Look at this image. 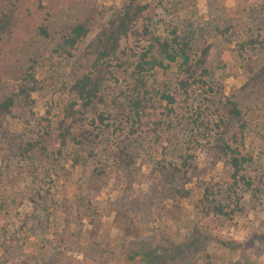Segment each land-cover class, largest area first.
Returning a JSON list of instances; mask_svg holds the SVG:
<instances>
[{"label":"rangeland","instance_id":"1","mask_svg":"<svg viewBox=\"0 0 264 264\" xmlns=\"http://www.w3.org/2000/svg\"><path fill=\"white\" fill-rule=\"evenodd\" d=\"M127 1L0 0L5 39L42 53L29 100L0 118V264H264V0H142L157 32L192 23L193 54L210 47L214 79L247 122L237 132L253 160L237 181L212 146L224 128L216 106L204 111L206 136L195 147L184 126L166 130H179L177 141L158 139L167 125L157 91L173 90L176 64L147 72V110L135 123L127 119L133 53L146 45L134 37L123 40L101 101L84 114L75 105V118L66 116L79 100L70 89L74 61L56 55L57 40L97 5L104 13L80 43L82 55ZM37 17L52 37L34 44ZM28 64L23 56L10 60L0 96L19 90ZM200 101L193 93L190 102ZM186 106L179 96L173 115ZM100 114L110 119L101 123Z\"/></svg>","mask_w":264,"mask_h":264},{"label":"trees","instance_id":"2","mask_svg":"<svg viewBox=\"0 0 264 264\" xmlns=\"http://www.w3.org/2000/svg\"><path fill=\"white\" fill-rule=\"evenodd\" d=\"M149 11V4L142 0H128L90 41L86 51L80 56H78L80 43L88 36L92 25L104 13V10H99L97 5L91 6L82 17L72 22L67 30L61 34L53 50L58 57L74 61L71 69L73 78L70 89L79 100L69 104L70 107H67L66 116L75 118V105L80 107L77 112L81 111L84 114L96 102L101 101V90L112 72L113 61L119 59L123 40L134 37L138 43L144 42L146 45L142 47L141 52L136 50L133 53L135 59L132 64L131 81L128 83L129 94L126 96L127 119L135 123L143 117L147 110V95H149L147 72L156 67L167 70L176 64L178 77L173 90L172 86H169L161 92L157 91L159 101H166V110L162 112L164 113V120H161V124L167 125L162 126L160 129L162 132H158V139L177 141V131L179 130H171L169 133L172 136H168L166 130L168 128L173 129L176 125L184 126L186 127L185 131L190 135L188 144L195 147L206 136L207 122L204 120V111L210 106H216L219 109L217 117L224 123V128L218 133L219 136L216 135L215 138H212V146L216 152L226 158V163L233 169L234 179L236 181L237 179L245 180L241 172L245 165H249L253 159L250 154L241 151L240 145L243 142L238 137L237 130L241 133L246 130L247 122L235 96L233 94L228 95L224 84L214 79L213 72L208 65L210 47H202L201 51L194 55L195 29L192 23L176 26L169 30L166 35H162L155 29L154 23L147 20L146 14ZM13 15L14 13L10 15V18ZM40 17L36 18L31 27V32L35 38L34 44L52 37L51 26ZM3 28L4 26L0 24V83L4 82L5 75H7L3 69L10 66V60L14 56H23L29 64L25 74L19 77L21 79L19 90L7 92L0 96V118L10 114L12 109L21 101L29 100L30 93L37 84L35 74L39 64L37 58H41L42 55L37 49L31 50L35 46L25 45L23 42L10 45L9 40L5 39ZM12 37L13 34L11 33L9 38ZM26 37L29 38V36ZM250 43L243 41L242 45L245 46ZM44 59L49 58L45 57ZM197 91L204 101L195 105L190 101L193 93ZM179 96H182L190 109L185 108L184 112L173 115L176 112ZM148 99L151 100L152 98ZM189 111H191L190 114H186ZM98 118L101 123L110 119L105 114H100ZM115 124L116 122L112 120L111 125ZM105 125L109 126L110 123ZM60 129L62 131L61 136L66 139L70 127L65 126L64 119L61 120ZM163 134H167V136L163 137ZM200 134H203V137H200ZM174 145L179 147L178 144ZM31 149V147L29 149L24 148L22 153H27ZM214 210L218 213H224L219 206L214 207Z\"/></svg>","mask_w":264,"mask_h":264}]
</instances>
